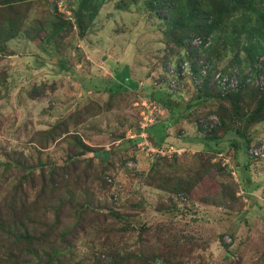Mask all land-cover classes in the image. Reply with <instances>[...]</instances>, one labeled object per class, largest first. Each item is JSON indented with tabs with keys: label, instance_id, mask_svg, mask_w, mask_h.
<instances>
[{
	"label": "rangeland",
	"instance_id": "obj_1",
	"mask_svg": "<svg viewBox=\"0 0 264 264\" xmlns=\"http://www.w3.org/2000/svg\"><path fill=\"white\" fill-rule=\"evenodd\" d=\"M262 57L264 0H0V205L23 184L61 219L63 264H264V87L194 79Z\"/></svg>",
	"mask_w": 264,
	"mask_h": 264
},
{
	"label": "trees",
	"instance_id": "obj_2",
	"mask_svg": "<svg viewBox=\"0 0 264 264\" xmlns=\"http://www.w3.org/2000/svg\"><path fill=\"white\" fill-rule=\"evenodd\" d=\"M195 36L200 35L198 34ZM123 87V84H116V88L113 89L112 92L115 90L118 92ZM206 94H208L209 97L211 96L208 90L205 89L202 96ZM197 96L198 95H196V97ZM216 96L221 98L219 94H216ZM199 97H201V94ZM196 99H198V97ZM161 100L163 101V99ZM164 102L165 106L171 110L172 116L176 119L178 113H180L176 105L172 106L171 103L166 100H164ZM168 143L167 145H169ZM186 146H188V144H186ZM188 147L191 148L190 146ZM63 169L64 168H61V170ZM204 170L205 169H203V171ZM55 175L56 174H52L50 177L53 179ZM205 177L203 178L202 175H200L195 180L193 183L195 189L202 185ZM42 182L44 185L41 192H44L45 184L47 183L46 174H43ZM22 189H24L23 184L16 188V192L11 197H6L4 199L3 205H0V237L9 241L10 244L24 246V259L26 264H63L62 259L63 257L66 258L67 252L66 249L57 242L59 240L62 242L67 241V244H69L68 237L70 236L68 233H59V222L61 219L50 224L51 219L49 217V212L51 213L52 211L47 208L43 209L40 217L37 219L34 218L41 210L39 203L30 201L28 194L24 193ZM19 194H22L24 198H19ZM69 197L74 198L72 194H69ZM58 209L59 211L57 214H60L62 207ZM30 219H34L32 224L25 223L26 220ZM15 257L16 256L9 254V264L13 263ZM17 259L18 258H16V260Z\"/></svg>",
	"mask_w": 264,
	"mask_h": 264
},
{
	"label": "built area",
	"instance_id": "obj_3",
	"mask_svg": "<svg viewBox=\"0 0 264 264\" xmlns=\"http://www.w3.org/2000/svg\"><path fill=\"white\" fill-rule=\"evenodd\" d=\"M195 43L197 45H200L203 43V41L198 38L195 39ZM210 45V43H208ZM256 73H252L250 75L254 77H245L242 79L240 78L237 80L236 76L218 73L214 71H209L208 66H203L200 69V74L198 76H195L194 79L200 83L199 85L207 84L209 87H214L221 95H227L231 92H235L238 88H241L244 82H251L256 83L257 86L264 87V57L261 58V60L255 65ZM143 138L141 145L145 146L147 149V152L151 156L155 157H170L174 154H182L185 149L179 148L173 145L168 146H152L148 142L147 134L144 132L141 136ZM224 155V154H222ZM221 155V156H222Z\"/></svg>",
	"mask_w": 264,
	"mask_h": 264
},
{
	"label": "crops",
	"instance_id": "obj_4",
	"mask_svg": "<svg viewBox=\"0 0 264 264\" xmlns=\"http://www.w3.org/2000/svg\"><path fill=\"white\" fill-rule=\"evenodd\" d=\"M123 86H125V85L123 84ZM181 95H183V93L182 92H179V95L178 96H181ZM175 98H178V97L176 96ZM195 143H196V141H190L189 139L186 138L183 142H181V145L182 146H186V144H188V146L193 145L192 147L190 146L192 149H194V148H198V149L202 148V145L203 144L201 142H198L199 143V146H195ZM188 146H186V147H188ZM186 147H180V148H183L185 150H189ZM246 201H247V203H249L247 205V212L246 213H248L250 211L248 214L250 216L249 218H250V221H251L252 220L251 219L252 218V215L261 212V208H260L261 206H258L256 203L262 204V201H261V199H260L259 196H256V197H254V196H252V197L251 196H247Z\"/></svg>",
	"mask_w": 264,
	"mask_h": 264
}]
</instances>
